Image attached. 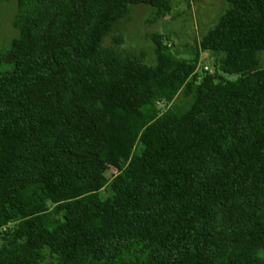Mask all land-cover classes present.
<instances>
[{
    "label": "trees",
    "instance_id": "obj_1",
    "mask_svg": "<svg viewBox=\"0 0 264 264\" xmlns=\"http://www.w3.org/2000/svg\"><path fill=\"white\" fill-rule=\"evenodd\" d=\"M227 2L192 59L151 34L150 65L114 33L152 0H16L0 51V264H264V0ZM205 51L212 72L173 75Z\"/></svg>",
    "mask_w": 264,
    "mask_h": 264
},
{
    "label": "rangeland",
    "instance_id": "obj_2",
    "mask_svg": "<svg viewBox=\"0 0 264 264\" xmlns=\"http://www.w3.org/2000/svg\"><path fill=\"white\" fill-rule=\"evenodd\" d=\"M119 4L120 0H113ZM153 7L144 4L131 5L129 14L124 18L118 31L114 34H121L122 47L134 53L140 61L146 64H155V55L151 34H158L166 39V44L171 46L180 56L192 59V47L198 43L200 38L218 20L219 16L227 11L231 5L227 0H170V8L164 15L157 17V9L162 8V0H152ZM16 0L0 1V51H5L11 44L18 31L12 25L13 16L16 12ZM108 38L106 43H111ZM261 65L264 66V51L259 53ZM214 54L209 51L201 53V58L195 65L188 62L186 65L176 68L173 75L181 80H186L193 73L200 72L201 69L213 71ZM224 78L234 80L236 74H223ZM181 94L168 104L158 103V108L163 110L173 103H180ZM144 123L138 121L132 127L136 132H140ZM92 173L104 175L111 179L117 171L109 169L102 162L94 164L90 169Z\"/></svg>",
    "mask_w": 264,
    "mask_h": 264
}]
</instances>
